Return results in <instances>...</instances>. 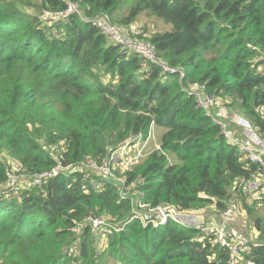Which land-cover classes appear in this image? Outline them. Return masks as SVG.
<instances>
[{
  "label": "trees",
  "instance_id": "obj_1",
  "mask_svg": "<svg viewBox=\"0 0 264 264\" xmlns=\"http://www.w3.org/2000/svg\"><path fill=\"white\" fill-rule=\"evenodd\" d=\"M22 1L0 0V188L14 160L29 174L52 168L57 159L48 148L60 142L66 163L99 161L156 127L160 149L128 171V181L153 205L225 209L237 180L257 166L183 87L205 85L264 133V0H70L87 20L73 12L57 21L43 20L41 12L65 10L68 0ZM142 12L172 23V30L151 36L145 24L140 37L185 71L183 84L179 71H163L110 42L92 21L106 16L129 25ZM89 186L90 178L74 171L41 186L0 191V264L230 263L231 252L213 234L173 221L144 226L131 219V200L113 181L98 191ZM91 214H105L110 226L125 222L107 235L103 250L88 225L78 231ZM252 221L256 242L238 264H264V215ZM79 239L74 254L69 248Z\"/></svg>",
  "mask_w": 264,
  "mask_h": 264
},
{
  "label": "built area",
  "instance_id": "obj_2",
  "mask_svg": "<svg viewBox=\"0 0 264 264\" xmlns=\"http://www.w3.org/2000/svg\"><path fill=\"white\" fill-rule=\"evenodd\" d=\"M68 3V8L65 10H46L41 15L42 19L65 20L69 14L78 12L83 19L87 20L76 3L70 0H68ZM92 21L107 36L110 42L121 44L131 53L157 64L163 71L168 73L179 71V79L183 84L185 71L170 65L166 59L157 54L151 41L140 37L144 33L145 25L137 22L120 25L111 22L106 16H95ZM183 88L193 94L198 106L202 107L221 126L225 139L229 144L238 148L243 154V159L257 166L254 175L244 176L237 180L236 187L238 191L248 195V197L259 191L262 186V177H264V133H261L260 128L252 125L245 117H240L236 112L225 108L221 99L210 93L205 85L194 84ZM153 130L152 128L148 138L153 137ZM138 137L130 138L118 147L110 149L99 161L87 158L81 162L69 163L62 160V154L66 147L64 142H60L48 148V151L57 159L56 164L50 169L29 174L19 161H12L7 171V181L2 185L0 191H14L31 184L41 186L61 174L81 171L86 177L90 178L88 192L91 190L98 191L107 181H113L119 195L131 200V219H138L144 226L152 225L153 227L167 224L170 221L178 224L183 223L185 226H196L202 230L203 234H213L215 242L229 249L232 254L229 264H238V257L241 258L243 252H249L252 249L251 243L256 242L253 240V235L238 233L229 229L231 221L242 213L238 200L229 202L225 209H216L219 217L211 218L210 213L215 212L211 208L192 211L181 210L170 202L153 205L150 201L144 199V192L138 188L136 181L129 182L127 174L123 177L117 175L116 166L118 164L130 168L132 162L139 161L142 149L139 148V143L136 141ZM156 149H160V146H157ZM201 195L206 198L210 197L214 201L218 200L217 197H211L205 193H201ZM197 212L198 215L195 214ZM87 225L94 234L95 240L102 243L104 241L103 235L120 231L125 222L121 220L110 226L109 219L105 214H91L79 225L78 231L82 233ZM69 250L74 254L78 253L79 247L76 241L70 246Z\"/></svg>",
  "mask_w": 264,
  "mask_h": 264
},
{
  "label": "rangeland",
  "instance_id": "obj_3",
  "mask_svg": "<svg viewBox=\"0 0 264 264\" xmlns=\"http://www.w3.org/2000/svg\"><path fill=\"white\" fill-rule=\"evenodd\" d=\"M32 0H23L22 3L20 4V6H26L29 4V2H31ZM130 2L129 4H127V6L125 7L124 11L128 12L131 6ZM44 12H41V15ZM138 24H146L148 26L147 28V33L146 35L151 36L152 34L156 33V32H162V31H168V30H172L173 25L171 22H167L165 21L163 18L157 17L156 15L150 14L149 16H146V12H142V14L139 15V19L137 20ZM50 25H52V23H49ZM236 114H238L240 117L244 116L239 113L236 112ZM162 132L161 129L159 128H154L153 130V137H149L148 139H145L143 137H138L136 139V141L139 143V148L142 149L141 151V155H140V159L138 162H132V164L130 165V168H126L123 167L122 165H117L116 166V173L117 175H119L120 177H123L127 174L128 171L132 170L133 167L139 163H141L142 161H144L148 155L154 150L156 149L157 146H160V141H159V135ZM236 200H238L240 202V210H241V214L238 215L240 223L244 226H248L249 224L251 225V228H255L257 230V228L255 227L253 221H252V217L254 215H264V177H262V186L261 189L255 193H252L249 197L248 195H245L244 193H242L241 191H237L235 192L233 198L230 200V202H235ZM249 204L252 209H253V213H249L247 211V209L244 207V203ZM209 208H212V206H209ZM195 214H199L198 212ZM208 220V219H207ZM180 226H183V223H179ZM104 241H102V243H98L97 244V248L100 250H103L106 247V238L107 235H103ZM76 243L78 244V247L80 248L81 242L80 239L76 240ZM212 258V257H211ZM239 259V257H238ZM237 259V261H238ZM241 264H253L250 263L249 261L243 259L241 261Z\"/></svg>",
  "mask_w": 264,
  "mask_h": 264
},
{
  "label": "crops",
  "instance_id": "obj_4",
  "mask_svg": "<svg viewBox=\"0 0 264 264\" xmlns=\"http://www.w3.org/2000/svg\"><path fill=\"white\" fill-rule=\"evenodd\" d=\"M154 128H156V127H154ZM213 210H215V212H211L210 213L211 218H218L219 215H218V213H216L217 210L216 209H213ZM229 229L230 230H235L238 233L240 232V233H245L247 235H253V236L255 235V231H256L255 228H253V229L251 228L250 224L248 226H244L243 227V225L240 223V220H239L238 216L235 217V219H233L231 221V223L229 224Z\"/></svg>",
  "mask_w": 264,
  "mask_h": 264
},
{
  "label": "clouds",
  "instance_id": "obj_5",
  "mask_svg": "<svg viewBox=\"0 0 264 264\" xmlns=\"http://www.w3.org/2000/svg\"><path fill=\"white\" fill-rule=\"evenodd\" d=\"M145 25V24H144Z\"/></svg>",
  "mask_w": 264,
  "mask_h": 264
}]
</instances>
